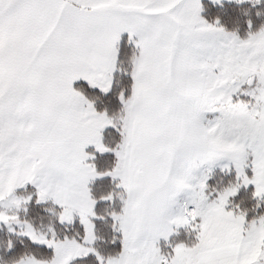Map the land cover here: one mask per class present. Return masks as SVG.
<instances>
[{"label": "snow or ice", "instance_id": "1", "mask_svg": "<svg viewBox=\"0 0 264 264\" xmlns=\"http://www.w3.org/2000/svg\"><path fill=\"white\" fill-rule=\"evenodd\" d=\"M227 3L242 35L201 0H0V264H264V0Z\"/></svg>", "mask_w": 264, "mask_h": 264}, {"label": "trees", "instance_id": "2", "mask_svg": "<svg viewBox=\"0 0 264 264\" xmlns=\"http://www.w3.org/2000/svg\"><path fill=\"white\" fill-rule=\"evenodd\" d=\"M205 7V11L202 13V15L206 19H211L214 18L217 14H220L223 19L227 20L229 23V27H235L238 26L240 29L241 35L243 34L244 29L246 28V24L244 23L245 18L240 17L239 13L232 12L230 9L233 7L232 5H229L228 3H221L217 5H211L209 2H203L202 3ZM231 17V19H230ZM123 40H126V36L122 37V42ZM241 199H243L244 203L241 205V207H251V201L248 200L246 194H241L240 196L237 197V202H239ZM258 212L260 211L259 209L257 210ZM33 217H35L37 220L39 216H44L46 215L43 212H40L37 210L36 212L32 213ZM46 222V221H45Z\"/></svg>", "mask_w": 264, "mask_h": 264}, {"label": "rangeland", "instance_id": "3", "mask_svg": "<svg viewBox=\"0 0 264 264\" xmlns=\"http://www.w3.org/2000/svg\"><path fill=\"white\" fill-rule=\"evenodd\" d=\"M209 2V0H201V2L203 3V2ZM227 3V0H221V3ZM220 3V4H221ZM209 183H212V181H209ZM185 238V236H184V234L183 233H181V235H180V239H184Z\"/></svg>", "mask_w": 264, "mask_h": 264}, {"label": "crops", "instance_id": "4", "mask_svg": "<svg viewBox=\"0 0 264 264\" xmlns=\"http://www.w3.org/2000/svg\"><path fill=\"white\" fill-rule=\"evenodd\" d=\"M124 36H126V34Z\"/></svg>", "mask_w": 264, "mask_h": 264}]
</instances>
